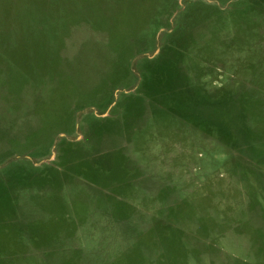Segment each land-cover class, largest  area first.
I'll use <instances>...</instances> for the list:
<instances>
[{"label": "rangeland", "instance_id": "obj_1", "mask_svg": "<svg viewBox=\"0 0 264 264\" xmlns=\"http://www.w3.org/2000/svg\"><path fill=\"white\" fill-rule=\"evenodd\" d=\"M0 264H264V0H0Z\"/></svg>", "mask_w": 264, "mask_h": 264}]
</instances>
